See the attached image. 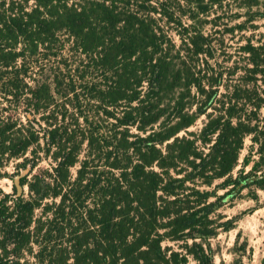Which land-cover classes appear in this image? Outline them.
<instances>
[{"label":"trees","instance_id":"1","mask_svg":"<svg viewBox=\"0 0 264 264\" xmlns=\"http://www.w3.org/2000/svg\"><path fill=\"white\" fill-rule=\"evenodd\" d=\"M228 1L247 10L241 31L264 17L252 11L260 0H0V167L30 152L20 167L33 169L41 144L54 162L20 179L27 197L0 189V264H212L196 240L214 235L217 204L264 167L262 157L245 173L247 155L233 177L246 137L264 152V44L241 48L243 84L208 114L201 152L178 136L211 106L221 74L201 75L211 40L175 9L199 20ZM163 20L182 30L177 48ZM192 89L204 99L189 113ZM196 180L226 192L183 190ZM249 183L264 190L262 177Z\"/></svg>","mask_w":264,"mask_h":264},{"label":"rangeland","instance_id":"2","mask_svg":"<svg viewBox=\"0 0 264 264\" xmlns=\"http://www.w3.org/2000/svg\"><path fill=\"white\" fill-rule=\"evenodd\" d=\"M252 11H259L264 14V0H260L259 7L253 8ZM175 12L183 25L194 26L196 30L206 34L211 40L212 56H202L198 62L202 71L201 75H203V71L213 74L214 77L221 74L218 92L211 106L191 127L182 131L178 136L179 138L185 137L189 140H194L195 147L206 153L208 146L202 145L197 135L207 121L208 114H217V110L222 108L221 103H227L232 97L233 89L243 84L246 59L241 48L248 40L255 45L264 44V17L246 24V28L241 31L237 27L247 18V10L238 8L236 1H228L222 7H213L208 15L201 16L199 20L190 19L189 11L185 8H176ZM237 15L238 17H236ZM162 25H164L165 31L174 41L177 48L180 45L178 34L182 33V30L176 24H165L164 20ZM231 30L233 31L231 32ZM205 89H208V86L205 85ZM191 97L190 103L192 105L188 108L189 113L195 112L204 99V97L196 94L194 89H192ZM201 107H203V104ZM10 112L20 118L24 124L27 123L24 114L20 110ZM260 119L261 125H263V110L260 111ZM43 149L44 145L41 144L40 152H38L39 158H35L36 166L33 169L30 166L31 162L28 163L25 169L20 167L25 158L32 159L30 152L24 157L10 160L3 167H0V189L4 193H14L13 179L21 173L26 178V181H30L34 175L39 174L41 171L51 170L54 162L44 154ZM247 155L250 156L251 163L244 168V172L250 173L253 164L261 162L262 157L264 158V152L262 155L259 153V146L252 144L250 136L244 139L243 149L240 151L238 166L233 171V177L237 176L239 170L242 169V161ZM180 168L187 171L185 165H181ZM75 171L76 167L72 169V173L75 174ZM171 176L180 178L185 176V172H171ZM254 177L264 178V167L257 169L255 175L250 176L251 179ZM250 178L247 187L240 189L237 187L229 195L225 196L209 216L210 228L213 230L214 235L196 240V242L202 244L205 253L211 256L212 264H264V190H261L257 185H250ZM221 181L216 180L211 186H205L196 180L187 183L183 190L187 192L186 188L194 186L203 191H217L216 196H221L226 190H214ZM22 192L24 197L28 196L26 185L23 186ZM214 200L215 198L210 199V201ZM227 222H230L229 229H224V224ZM187 243L190 245L191 241ZM184 244V241H164L162 246L168 252L173 250L184 254L186 253ZM23 264H35V262L31 256H26ZM187 264H197V262L191 255H188Z\"/></svg>","mask_w":264,"mask_h":264},{"label":"water","instance_id":"3","mask_svg":"<svg viewBox=\"0 0 264 264\" xmlns=\"http://www.w3.org/2000/svg\"><path fill=\"white\" fill-rule=\"evenodd\" d=\"M23 177V174H19L17 176L14 177L13 182H14V186L16 188V196L21 195L23 187H21L20 185V179Z\"/></svg>","mask_w":264,"mask_h":264}]
</instances>
